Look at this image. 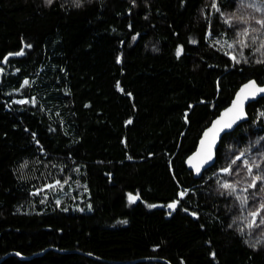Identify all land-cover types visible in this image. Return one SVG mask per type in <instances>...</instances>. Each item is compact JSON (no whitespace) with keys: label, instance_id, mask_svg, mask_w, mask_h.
<instances>
[{"label":"trees","instance_id":"obj_1","mask_svg":"<svg viewBox=\"0 0 264 264\" xmlns=\"http://www.w3.org/2000/svg\"><path fill=\"white\" fill-rule=\"evenodd\" d=\"M249 5L0 0V264H264V180L249 187L264 97L200 178L187 166L239 86L264 80V3ZM77 178L85 210L57 201Z\"/></svg>","mask_w":264,"mask_h":264},{"label":"water","instance_id":"obj_2","mask_svg":"<svg viewBox=\"0 0 264 264\" xmlns=\"http://www.w3.org/2000/svg\"><path fill=\"white\" fill-rule=\"evenodd\" d=\"M251 82H254V86L245 88V86L250 85ZM260 88H264V80L260 82L253 77L244 81L236 90L230 103L224 108H222L220 112L211 120L209 125H207L204 128L200 136V139L197 143L196 149L187 158V166L190 170L193 171L195 177L200 178L203 175L204 171L210 168L217 161L218 147L224 135L229 132H232L240 124L249 120L250 118L248 112L249 104L254 101H257L261 97H264V92L257 91V89ZM242 89L244 91H242ZM218 121L219 124L217 123ZM229 123L231 124V127H224L225 124H229ZM206 133L207 135H205ZM210 144H211V149H209ZM209 150L213 155V161L209 163H205L204 162L205 155ZM197 168L200 169L199 172L197 171ZM43 253L44 251L38 253L37 255ZM11 254L20 255L17 252H11L5 255L2 259H4L5 257ZM20 256L23 258H28L23 255ZM142 260L164 261L168 264H171L169 261L160 258H144Z\"/></svg>","mask_w":264,"mask_h":264},{"label":"snow or ice","instance_id":"obj_3","mask_svg":"<svg viewBox=\"0 0 264 264\" xmlns=\"http://www.w3.org/2000/svg\"><path fill=\"white\" fill-rule=\"evenodd\" d=\"M46 3H51V0H46ZM229 23H230V21H229ZM259 23L264 24V21H259ZM237 35H238V37L247 38L248 37V31H247V29H245L243 32L238 33ZM237 42L242 47L247 46L246 39H238ZM253 43H255V37H253ZM233 46L234 45H231V44L229 45V47H233ZM261 47H264V44H262ZM257 50H259V49H257ZM181 52H182V48L178 50L177 55H179ZM233 59H235V57H233ZM28 83H29L28 81H24V84H28ZM250 86H254V82H251L250 85H246L245 88H248ZM242 91H244V90L242 89ZM257 91L264 92V88L257 89ZM238 99H239V97H238ZM19 102L20 103H25L26 101H19ZM33 103H35L34 100H33ZM130 122L131 121H129V123ZM217 123L219 124V121ZM224 127H231V124L230 123L229 124H225ZM214 129H215V126H214ZM205 135H207V133ZM209 149H211V144L209 145ZM237 159H239V157H237ZM212 161H213V155H212L211 151L209 150L206 153V155H205L204 162L205 163H209V162H212ZM256 167H259V165H256ZM199 170L200 169L197 168V171L198 172H199ZM251 170H252V166L249 165L248 166V172H249V174H251ZM221 171H223L225 173H231V168L230 167L229 168H223V169H221ZM257 180H264V177H262V176H256V177H254L253 182L249 185V187H253V188L256 187L255 181H257ZM221 187L224 188V189H231V193H235V191H236L235 186L233 184H230V183H227V182L223 183L221 185ZM243 191L246 192L247 191V188H245ZM179 195L180 196H183L184 193H179ZM128 198H129L130 201H135V200L139 199V194H137L136 196H133V195L129 194V197ZM238 198L241 200V203H245L246 202V198L245 197H238ZM167 207L170 208V209H174L176 207V203L174 202L172 204H169V205H167ZM261 207L264 208V205H261ZM257 214L258 213H253V215H257Z\"/></svg>","mask_w":264,"mask_h":264},{"label":"rangeland","instance_id":"obj_4","mask_svg":"<svg viewBox=\"0 0 264 264\" xmlns=\"http://www.w3.org/2000/svg\"><path fill=\"white\" fill-rule=\"evenodd\" d=\"M247 3H250L249 7H254L256 6L257 8H262L264 0H245ZM231 57H235L233 53L230 55ZM54 187L53 189H55ZM58 190V197L57 201L61 200H68L71 198L73 200V207L74 209H81L85 210L86 207H82L81 200L84 198V186L83 182L80 180V178L75 179L72 183H70L68 186L66 185H61Z\"/></svg>","mask_w":264,"mask_h":264}]
</instances>
